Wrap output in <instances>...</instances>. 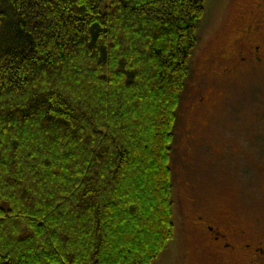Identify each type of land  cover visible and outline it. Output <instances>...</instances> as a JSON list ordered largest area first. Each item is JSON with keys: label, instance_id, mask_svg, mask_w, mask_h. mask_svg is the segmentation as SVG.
Returning a JSON list of instances; mask_svg holds the SVG:
<instances>
[{"label": "trees", "instance_id": "16d2710c", "mask_svg": "<svg viewBox=\"0 0 264 264\" xmlns=\"http://www.w3.org/2000/svg\"><path fill=\"white\" fill-rule=\"evenodd\" d=\"M207 0H0V264H153Z\"/></svg>", "mask_w": 264, "mask_h": 264}, {"label": "rangeland", "instance_id": "374dc122", "mask_svg": "<svg viewBox=\"0 0 264 264\" xmlns=\"http://www.w3.org/2000/svg\"><path fill=\"white\" fill-rule=\"evenodd\" d=\"M253 2L207 0L208 14L199 29L173 145L175 236L153 264H214L210 249L198 243L192 225L184 219L191 196L199 195L201 202L241 226L254 229L264 222V84L248 81L236 87L222 79L217 86L200 71L211 51L238 37L241 18L251 16ZM204 86L215 98L211 113L193 105ZM235 149L241 150L234 153ZM240 154L242 158L237 157Z\"/></svg>", "mask_w": 264, "mask_h": 264}, {"label": "flooded vegetation", "instance_id": "af4514ba", "mask_svg": "<svg viewBox=\"0 0 264 264\" xmlns=\"http://www.w3.org/2000/svg\"><path fill=\"white\" fill-rule=\"evenodd\" d=\"M249 13L251 16L241 18L238 37L227 47L211 51L207 64L200 69L201 75L213 78L217 86L222 79L229 80V85L236 83V87L248 81H256L248 84H264V0H254ZM214 101L208 87L204 86L193 105L211 113ZM189 202L190 209L184 219L192 225L198 243L210 249L214 264H264V222L254 229L241 226L228 214L201 202L199 195L191 196Z\"/></svg>", "mask_w": 264, "mask_h": 264}]
</instances>
